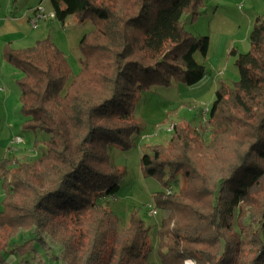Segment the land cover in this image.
<instances>
[{
	"label": "trees",
	"instance_id": "trees-1",
	"mask_svg": "<svg viewBox=\"0 0 264 264\" xmlns=\"http://www.w3.org/2000/svg\"><path fill=\"white\" fill-rule=\"evenodd\" d=\"M49 3L61 23L73 15L91 29L79 40L82 57L76 74L49 37L24 48L3 47V59L20 71L16 83L23 127L45 136L35 139L33 161L13 165L16 160H0V228L6 232L28 224L33 233L10 250L7 244L0 247V262L6 255L35 254L54 244L59 264H149V228L136 213L118 233L109 199L119 189L121 172L110 163L107 148L132 146L130 136L139 131L133 109L141 92L173 83L191 87L203 78L205 66L195 53L206 56L208 37L184 26L185 16L193 20L199 15L203 0ZM248 40V51H229L238 79L232 85L219 81L204 123L209 144H199L213 149L218 139L242 138L234 146L228 141L235 154L206 187L207 207H193L197 218L176 231L170 228L179 206L187 203L181 192L167 194L166 189L170 180L177 182L179 170L185 178L191 175L187 166L198 170L186 155L198 141L188 140L177 124L166 147L140 156L143 175L168 176V182L161 180L165 191L155 200L166 214L157 233L164 264H186L192 257L198 264H236L239 237L252 253L247 264H264V187L254 204L243 203L264 174V16L254 20ZM240 210L244 212L237 217L234 212ZM205 235L212 242L207 249L200 247Z\"/></svg>",
	"mask_w": 264,
	"mask_h": 264
},
{
	"label": "rangeland",
	"instance_id": "rangeland-1",
	"mask_svg": "<svg viewBox=\"0 0 264 264\" xmlns=\"http://www.w3.org/2000/svg\"><path fill=\"white\" fill-rule=\"evenodd\" d=\"M44 4L46 5V3ZM204 7L203 0L199 15L195 19L191 20L188 16H185V29L196 36H211L213 53L216 51V47L219 49L223 44L228 60L225 58L222 63L219 62L218 65L213 67L198 52L195 53V58L205 66L203 79L210 80L208 81L210 84L207 83L208 86H211V82H214L217 88L220 80L232 85L238 79V70L234 65V58L228 55L226 49L233 46V42H235L236 48L239 51L243 50L244 45L241 43V39H248L253 26V15L249 11L246 12V4L226 11L216 9L213 5L204 9L209 13L202 14ZM90 29L91 24L89 22L78 24L73 15H68L63 23L53 17H47L38 22L36 29L34 28L33 31L38 32L39 35L37 36H40V39L49 37L64 54L73 74H76L79 71L82 57L79 40ZM16 87L19 89L18 85ZM213 96L214 93L208 91L200 94V99H197L195 98V89L180 83H173L168 86H153L149 90L141 92L134 105L133 115L138 123L139 131L130 136L132 146L127 150H122L115 145H109L107 148L110 163L121 172L119 189L116 195L109 199L110 206L118 222V233L119 235L122 233L128 224L129 217L136 213L144 226L149 228L148 241L152 247L148 255L149 264H164L161 258V253L164 250L158 245L157 233L159 223L166 214L164 210L156 207L155 200L157 194L165 191L161 180L167 181L168 176L164 174L160 179L155 176L143 175L139 164L140 156L145 152H151L153 148L162 149L166 147L173 134V126L177 124L188 134V140L194 137V140L198 141L191 149H186V155L191 157L189 162L195 164L198 170L187 166L191 174L188 178H185L182 170H179L177 182L167 181L169 184L167 189L171 190V194L181 192L183 194L181 200L187 203V207L185 205L179 206V213L173 215L169 227L176 231L179 229L178 226H186V223H189L195 217L197 218L198 215L193 212V207L196 209L207 207L210 193L206 187L210 188L214 179L220 173H224L227 159L235 154L234 147L232 150L228 141H233L234 146L242 138V134L234 135V138L229 135V139H218L216 148L203 147L202 149L200 147L201 144H209L208 134L203 133V130L206 112ZM3 112L4 110L0 109V118L5 115ZM8 120V123H4V119L0 122V160L4 157L9 158L11 162L16 160L13 165H16L17 161H33L37 156L35 139L41 140L45 134L23 127L25 117L20 112L19 97L16 101V108L9 114ZM16 137L21 140L16 142ZM41 144V142H37L36 146ZM168 152L174 154L176 152L175 147H170ZM1 181L2 179H0V183ZM258 183L249 189L243 203H255L256 196L264 187V174ZM2 199L3 191L0 184V209ZM151 209L156 210L155 214H149ZM242 212L244 211L240 210L238 213L236 211L234 213L238 217V215L243 214ZM234 223L233 219V226H235ZM4 231V228H0V247L2 248L7 244L8 250L33 236L32 229L28 224H22L11 231ZM210 241L209 237L205 235L204 244L200 247L205 249L208 245H212ZM244 241L243 237H239L236 247L237 253L234 256L237 259L236 264H247L252 256V253L247 250V246L244 245ZM57 253L58 247L52 244L46 249L37 248L35 254L34 252L26 253L25 257L16 254L15 256L10 255L7 259L5 254L6 260L4 263L0 262V264H59L55 256ZM185 261L186 264H198L193 257Z\"/></svg>",
	"mask_w": 264,
	"mask_h": 264
},
{
	"label": "crops",
	"instance_id": "crops-1",
	"mask_svg": "<svg viewBox=\"0 0 264 264\" xmlns=\"http://www.w3.org/2000/svg\"><path fill=\"white\" fill-rule=\"evenodd\" d=\"M39 4L43 6L45 11H53L49 0H0V109H3L5 114L4 117L0 118V122L4 119V123H8L9 114L16 108L19 89H17L15 81L20 77V71L3 59L2 50L4 45L8 43L13 48H24L33 45L40 39V36H37L39 35L38 32L33 31L34 28L30 25V19ZM244 4L247 6L246 12L249 11L253 15V23L256 17L264 16V0H204L205 7L202 9V14L209 13V11L206 12L204 9L213 5L216 9L226 11L233 10L236 6L242 7ZM62 8H65V4H62ZM207 37L208 48L204 58L210 62V65L214 67L219 62L222 63L225 58L228 60L223 44H221L219 49L216 47V51L213 53L211 36ZM241 40L244 45L241 51H248L250 47L249 40L243 38ZM233 47L236 48L235 42H233V46H229L226 49L227 52L229 53ZM212 59L213 61H211ZM208 81L210 80L202 78L199 83L190 87L196 90L195 98L200 99V94L204 92L214 93L216 84L211 82V86H208L210 84Z\"/></svg>",
	"mask_w": 264,
	"mask_h": 264
},
{
	"label": "built area",
	"instance_id": "built-area-1",
	"mask_svg": "<svg viewBox=\"0 0 264 264\" xmlns=\"http://www.w3.org/2000/svg\"><path fill=\"white\" fill-rule=\"evenodd\" d=\"M47 17H54V12L51 11V12H45L43 6L41 4H39L35 10H34V13H33V16L31 17L30 19V25L32 28H36L37 27V24L38 22H40L41 20H44L46 19ZM21 139L19 137H16L15 138V141L16 142H19ZM166 193L167 194H170L171 193V190L170 189H167L166 190ZM156 210L155 209H151L149 211V214L152 215V214H155Z\"/></svg>",
	"mask_w": 264,
	"mask_h": 264
}]
</instances>
